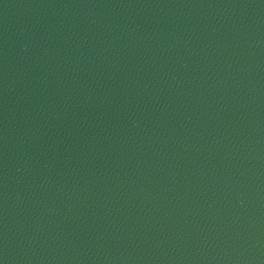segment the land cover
<instances>
[{
	"label": "water",
	"instance_id": "1",
	"mask_svg": "<svg viewBox=\"0 0 264 264\" xmlns=\"http://www.w3.org/2000/svg\"><path fill=\"white\" fill-rule=\"evenodd\" d=\"M0 264H264V0H0Z\"/></svg>",
	"mask_w": 264,
	"mask_h": 264
}]
</instances>
